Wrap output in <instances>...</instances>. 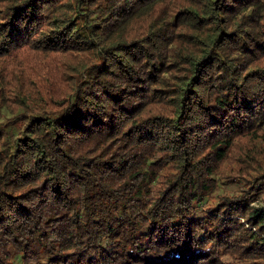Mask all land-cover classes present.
<instances>
[{"label": "trees", "instance_id": "16d2710c", "mask_svg": "<svg viewBox=\"0 0 264 264\" xmlns=\"http://www.w3.org/2000/svg\"><path fill=\"white\" fill-rule=\"evenodd\" d=\"M256 260L264 0H0V264Z\"/></svg>", "mask_w": 264, "mask_h": 264}, {"label": "rangeland", "instance_id": "374dc122", "mask_svg": "<svg viewBox=\"0 0 264 264\" xmlns=\"http://www.w3.org/2000/svg\"><path fill=\"white\" fill-rule=\"evenodd\" d=\"M233 190H231V188H221L219 192H226V193H229ZM239 264H264V261H261V260H256V261H253V262H243V263H239Z\"/></svg>", "mask_w": 264, "mask_h": 264}]
</instances>
